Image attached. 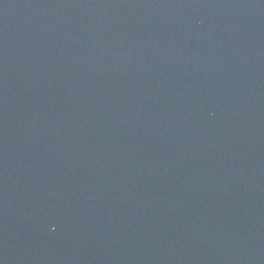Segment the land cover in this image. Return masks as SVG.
<instances>
[{"label":"water","instance_id":"obj_1","mask_svg":"<svg viewBox=\"0 0 264 264\" xmlns=\"http://www.w3.org/2000/svg\"><path fill=\"white\" fill-rule=\"evenodd\" d=\"M0 264H264V0H0Z\"/></svg>","mask_w":264,"mask_h":264}]
</instances>
